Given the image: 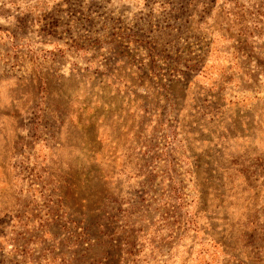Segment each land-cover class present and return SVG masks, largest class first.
Listing matches in <instances>:
<instances>
[{
    "label": "rangeland",
    "instance_id": "rangeland-1",
    "mask_svg": "<svg viewBox=\"0 0 264 264\" xmlns=\"http://www.w3.org/2000/svg\"><path fill=\"white\" fill-rule=\"evenodd\" d=\"M0 264H264V0H0Z\"/></svg>",
    "mask_w": 264,
    "mask_h": 264
}]
</instances>
